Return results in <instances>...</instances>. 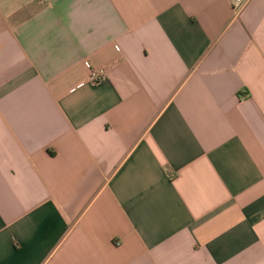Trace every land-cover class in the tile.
Wrapping results in <instances>:
<instances>
[{
  "label": "crops",
  "instance_id": "obj_1",
  "mask_svg": "<svg viewBox=\"0 0 264 264\" xmlns=\"http://www.w3.org/2000/svg\"><path fill=\"white\" fill-rule=\"evenodd\" d=\"M0 264H264V0H0Z\"/></svg>",
  "mask_w": 264,
  "mask_h": 264
},
{
  "label": "built area",
  "instance_id": "obj_2",
  "mask_svg": "<svg viewBox=\"0 0 264 264\" xmlns=\"http://www.w3.org/2000/svg\"><path fill=\"white\" fill-rule=\"evenodd\" d=\"M245 4V0H231L232 10L235 14H238ZM106 78V72L104 69L93 66L89 63V74L87 82L91 84L100 83Z\"/></svg>",
  "mask_w": 264,
  "mask_h": 264
}]
</instances>
